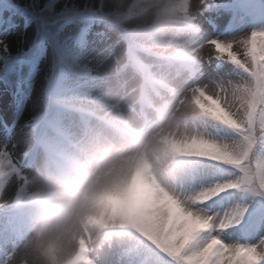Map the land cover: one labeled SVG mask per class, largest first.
<instances>
[{
	"label": "snow or ice",
	"instance_id": "obj_1",
	"mask_svg": "<svg viewBox=\"0 0 264 264\" xmlns=\"http://www.w3.org/2000/svg\"><path fill=\"white\" fill-rule=\"evenodd\" d=\"M158 7L161 43L175 49L155 81L160 104H130L133 119L119 104L103 106L127 139V154L75 236L72 264H264V26H254L264 25V0ZM113 11L102 0H0V81L14 102L11 118L0 116V264L27 255L40 195L33 185L84 174L66 117L78 105L100 103L102 94L119 98L126 87L116 80L105 89L100 72L120 62L123 33L110 23ZM14 16L25 29L36 26L27 49L11 39ZM225 17L222 28L217 21ZM98 46L101 58L89 57ZM33 48L40 55L26 59ZM48 48L51 62L37 90ZM146 142L154 145L150 155Z\"/></svg>",
	"mask_w": 264,
	"mask_h": 264
},
{
	"label": "clouds",
	"instance_id": "obj_2",
	"mask_svg": "<svg viewBox=\"0 0 264 264\" xmlns=\"http://www.w3.org/2000/svg\"><path fill=\"white\" fill-rule=\"evenodd\" d=\"M159 2L175 4L178 0ZM199 2L200 0H191L196 5ZM153 19L155 22V11ZM159 39H164L163 34ZM157 46L164 49L165 56L175 52V49L166 48L162 43ZM137 89L138 104L148 94V89L143 80L133 91ZM126 95L119 98L109 95L104 99L102 94L100 103L78 105L79 110L73 109L66 117V129L76 146V155L84 174L74 172L51 175L41 178L33 185V190L40 195L34 202L32 236L24 244L27 255L18 258L16 264H72L77 249L75 236L85 224L86 217L98 210L97 206L102 203V193L121 175V156L127 154L122 151V147L128 146V141L119 128L105 119L103 106L119 104L123 114L128 119H133L134 113L130 105L122 103ZM169 120L172 123L179 121L180 114L169 117ZM143 150L150 155L154 145L146 142ZM113 195L115 193H109V196Z\"/></svg>",
	"mask_w": 264,
	"mask_h": 264
},
{
	"label": "rangeland",
	"instance_id": "obj_3",
	"mask_svg": "<svg viewBox=\"0 0 264 264\" xmlns=\"http://www.w3.org/2000/svg\"><path fill=\"white\" fill-rule=\"evenodd\" d=\"M61 3L64 2V0H60ZM102 2L106 6H111L114 11L112 12V15L110 17V21L114 20L116 18H121L122 19V26L126 29H132V28H141V27H146L149 25L151 20L153 19V12L155 11V14L159 11L158 5L160 4L159 0H102ZM133 4V8L130 7V5ZM122 14V16H120ZM131 14V15H129ZM130 16V17H129ZM13 18L19 19L17 22L18 24L21 25L20 18L18 16H14ZM226 21V18L223 20H218L220 26L222 27V24ZM260 26H264L261 25ZM35 24H30L29 28L25 32H21L19 29L15 30L13 36L11 39L13 40L14 43L19 42V41H24V47L27 49L28 44L31 43V40L35 34ZM205 28L208 29V31H211L212 29L207 26V24L204 25ZM160 35H157L154 38H148L147 40H142L144 45L148 48L153 53H164V49L162 47L157 46L158 44L161 43L160 41ZM113 40L116 39V37L112 38ZM121 42L119 48L116 49L117 55L120 58V62L122 59V36H121ZM99 52V46L97 47V50L95 51H89L88 55L91 58L95 59H100L101 57L98 55ZM34 55V50H32L29 54L28 57H32ZM26 57V58H28ZM51 57H52V50L49 48V52L44 56V59L42 63H39L40 65V73L39 77L36 80V88L39 90L41 79L43 77V74L45 71H47L50 62H51ZM142 61H145L144 57H141ZM150 61V60H147ZM120 62L113 63L112 61H108L103 67H101L100 72H101V77L103 85L105 89H109L110 85L112 82L119 80L121 84L124 83V79L121 77H117L114 75V69L120 65ZM26 67V66H25ZM108 70L107 72L105 70ZM131 72V71H130ZM154 72L156 76L162 77L164 75V69L163 68H156L154 69ZM129 73V72H127ZM111 76V79H104L105 76ZM125 74H123L124 76ZM131 90H128L127 87H122L120 89V96H125L126 94L130 93V95H126V99L122 101V103L126 105H130L133 101V98L136 96V93H131ZM37 92L34 91L32 95L31 101H29L28 107H31V104L33 102L37 101ZM66 102H69L70 104H75L76 102L68 100ZM12 97L9 94H2L0 95V116H5L6 118L10 117L11 112H13L12 107ZM159 105V104H158ZM27 114V113H26ZM98 264H102L101 260H98Z\"/></svg>",
	"mask_w": 264,
	"mask_h": 264
}]
</instances>
